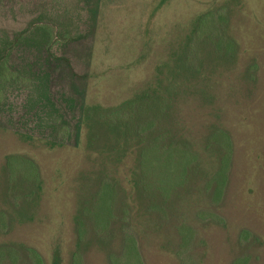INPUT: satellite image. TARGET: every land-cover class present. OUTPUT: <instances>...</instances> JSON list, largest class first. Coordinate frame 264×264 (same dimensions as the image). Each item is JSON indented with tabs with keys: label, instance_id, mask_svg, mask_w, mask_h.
Returning <instances> with one entry per match:
<instances>
[{
	"label": "rangeland",
	"instance_id": "obj_1",
	"mask_svg": "<svg viewBox=\"0 0 264 264\" xmlns=\"http://www.w3.org/2000/svg\"><path fill=\"white\" fill-rule=\"evenodd\" d=\"M32 250L264 264V0H0V264Z\"/></svg>",
	"mask_w": 264,
	"mask_h": 264
},
{
	"label": "trees",
	"instance_id": "obj_2",
	"mask_svg": "<svg viewBox=\"0 0 264 264\" xmlns=\"http://www.w3.org/2000/svg\"><path fill=\"white\" fill-rule=\"evenodd\" d=\"M206 17L207 16H200L198 18L197 21H198V29L199 30L202 29L203 27H205V25H206L205 22H207ZM154 92H156V91H154ZM143 95L146 96L148 94H143ZM116 113H118V112H116ZM146 129H147L146 126H142L141 133L138 132V134L140 133V135L142 137L144 135V133L146 132ZM216 140H217L219 146L225 151L224 155L226 156V158H228L229 154H230V138H229L228 134L225 131H223L222 129H217L213 133V141H216ZM154 147L156 148V145H154ZM148 150H151V149H148V148H146L145 150L142 149V151L140 152V159H141L142 164H146L148 162V160H147ZM32 253L35 256L36 264H42V259H41L40 255L37 252H34L33 250H32ZM53 259H54L53 260L54 264L60 263V258H59V255L57 252H55Z\"/></svg>",
	"mask_w": 264,
	"mask_h": 264
}]
</instances>
